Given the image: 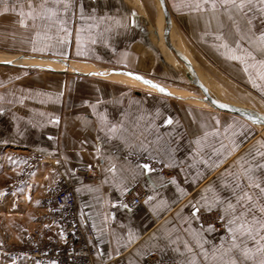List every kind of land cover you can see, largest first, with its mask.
<instances>
[{
	"label": "crops",
	"instance_id": "obj_1",
	"mask_svg": "<svg viewBox=\"0 0 264 264\" xmlns=\"http://www.w3.org/2000/svg\"><path fill=\"white\" fill-rule=\"evenodd\" d=\"M147 2L153 4L150 12L155 9L156 27L158 0H0V54L163 73V65L176 58L148 23ZM167 3L174 27L169 34L162 11L161 27L202 82L198 64L236 81L238 105L264 114V5L259 0L243 9L224 0ZM41 69L0 77V191L4 179L23 174L25 162V183L17 192H25L26 199L10 196L5 205L18 218L25 211L28 230L41 226L48 239H63L52 214L63 176L91 229L98 263L147 264L146 257L155 253L171 264H238V248H255L262 231L255 220L264 213L259 190L247 177L258 182L264 177V125L158 88ZM80 167H96L98 178L85 179ZM131 187L146 192L135 208L125 202ZM245 193L252 199L238 201ZM253 205L255 220L247 212L242 217L241 210ZM214 209L224 216V228L205 223L202 213Z\"/></svg>",
	"mask_w": 264,
	"mask_h": 264
},
{
	"label": "rangeland",
	"instance_id": "obj_2",
	"mask_svg": "<svg viewBox=\"0 0 264 264\" xmlns=\"http://www.w3.org/2000/svg\"><path fill=\"white\" fill-rule=\"evenodd\" d=\"M149 4L150 6H147L146 4V10L149 18L148 23L150 24L151 28L155 30L156 28L154 26L155 9L153 8V10L150 12V10L147 7H151V6L153 7V4L151 3ZM170 51L176 58V63L172 65L166 62V64L163 65L164 66V69L162 71L163 73L158 72L155 75H148L141 71H137L133 68H129L121 65L107 66L97 63H88L81 60L75 61L73 59L66 57L55 56L56 58H59V60H52L48 57H42V58H38L34 56L18 57L11 54H0V61L11 60L14 61V63L16 64H19V65H0V77H1V73H4V76H6V73L20 69L32 71V70H42L41 69L43 68L42 66H50L54 69L65 70L68 73H74L73 71L98 73L104 77L102 79L107 78L106 81L118 83L120 85L130 88H136L141 90L155 89V87H153L152 84L144 83V81L136 79L133 76L129 75L128 72L123 71V70H132L136 73L142 74L150 78L152 81L156 82L158 85H160V87L164 89L165 88L167 89V87L169 86L181 88L180 91L175 94L187 98V102L189 103L203 104L207 106L206 104H208V102L203 101V99L201 98L203 97L201 90L196 85L190 83V81L188 80V78L184 73V68L182 67L181 61L176 57L172 49H170ZM27 60H31V62H27ZM42 60H49L52 62L49 63L39 62ZM198 66L203 71V75L205 77L204 84L207 87L208 85L211 86V88L214 91L218 92L221 95V97H223L224 100L238 104V84L235 83L236 81H230L225 79L216 70L214 71L211 70L210 72L204 69L202 65L198 64ZM2 67H5V69H2ZM111 69H123V70L109 71ZM96 78L100 79V77H96ZM1 81L3 80L0 79V82ZM158 91H160L159 88ZM22 166H23L22 167L23 174L19 178L16 176L13 179H4L3 189L2 191H0V262L2 264H29L31 262L30 259L32 258L37 264H39L37 262V259L32 255L34 242H32L31 235L33 233H38L41 234L42 239L50 240L48 239L47 235H45L44 230L41 228V226L28 230L27 228L28 219L25 218L26 217L25 211L19 212L20 218H18L17 216H14V214L12 215V212L9 211L10 207L5 205V200L7 199V197L10 196L15 197L17 199H22V198L26 199L25 192L23 193L17 192L18 185L20 187L22 183H25V178H26V163L24 162ZM10 184H13L12 185L13 189H10L9 187ZM23 195L25 196L23 197ZM206 212H211L209 215L207 214L208 216L207 215L206 216L211 217L213 219L211 221L216 223V225L213 224V222H205L206 224H209L216 229L224 228L226 226L225 218L219 210L214 209L210 211H204L202 213L203 217L205 216ZM217 220L221 221L220 226L217 224L218 223ZM30 224H31L30 227L34 226L32 223ZM257 234L259 238L255 248H250L247 251L243 249L239 250L238 248V264H260V261L264 260V251L259 250L260 245L264 243V241H261L260 239L261 236H264V229H262V231L257 232ZM168 263L171 264V262Z\"/></svg>",
	"mask_w": 264,
	"mask_h": 264
},
{
	"label": "built area",
	"instance_id": "obj_3",
	"mask_svg": "<svg viewBox=\"0 0 264 264\" xmlns=\"http://www.w3.org/2000/svg\"><path fill=\"white\" fill-rule=\"evenodd\" d=\"M2 148L3 145L0 144V150ZM77 171L85 179L98 178L96 167H80ZM165 172L172 174L173 170L165 169ZM12 185H9L10 189H13ZM145 197V191L131 187L125 193V202L130 208H135L144 201ZM52 201V214L61 227L63 239L61 241L45 240L41 238V234L33 233L31 235L34 242L32 255L37 262L39 264H101L97 262V249L91 243V229L80 210L73 186L63 176L58 178ZM210 213L206 212L203 217L205 222H213L211 217H207ZM220 220H217L219 226ZM213 224L216 225L214 222ZM146 261L147 264H170L160 260L155 253H150Z\"/></svg>",
	"mask_w": 264,
	"mask_h": 264
},
{
	"label": "water",
	"instance_id": "obj_4",
	"mask_svg": "<svg viewBox=\"0 0 264 264\" xmlns=\"http://www.w3.org/2000/svg\"><path fill=\"white\" fill-rule=\"evenodd\" d=\"M160 7H161V11L164 17V21H165V26L166 29L168 31V33L170 34V32L172 31L173 27H174V19L172 16V13L170 11L169 5L167 3V0H158ZM175 40L177 41L178 38L177 36H175ZM174 52V54L176 55V57L181 61L182 63V67L184 68V73L186 75V77L188 78V80L190 81V83H192L193 85H196L202 92V96L201 97L203 99V101L209 102L213 105L214 109L218 110V111H222V112H226V113H230L239 117H242L248 121H250L251 123L255 124V125H264V114L260 113L254 109L248 108V107H244L241 105H235L233 103H229L226 101L221 100L220 98L216 97L214 94L211 93V91L209 90V88L202 82L200 76L198 75L194 65L192 64V62L190 61V59L184 54V52L182 50H180L178 48V45H172L171 48ZM34 57H38V58H42L40 56H34ZM52 60H59V58L56 57H48ZM0 65H19L14 63V61H0ZM44 69H49L52 70L53 68L50 66H42ZM55 71H63V70H56L53 69ZM115 70H123V69H111L109 71H115ZM125 72L128 73H132L134 76H141L144 78V80H150L152 81L150 78L136 73L132 70H123ZM63 72H67V71H63ZM76 74H82V75H88V76H95V77H100V78H104L101 74L98 73H93V72H79V71H73ZM153 84H157L156 82L152 81ZM161 93L165 94V95H170L173 96L175 98H178L180 100H184L187 101V98L180 96V95H176V94H172L169 93L167 91H160Z\"/></svg>",
	"mask_w": 264,
	"mask_h": 264
},
{
	"label": "snow or ice",
	"instance_id": "obj_5",
	"mask_svg": "<svg viewBox=\"0 0 264 264\" xmlns=\"http://www.w3.org/2000/svg\"><path fill=\"white\" fill-rule=\"evenodd\" d=\"M224 2H225V3L233 4L234 6L240 8V9H243V8L245 7V5H246V2H247L248 4H251V3H252V0H240V3H239L238 5L235 4V0H224ZM259 2L261 3V5H264V0H259ZM213 6H215V5H213ZM261 10L264 11V7H262ZM261 39H262V41H264V35H262ZM233 58H236V57H233ZM129 75H133V74H132V73H129ZM136 78H137V79H140V80H143L144 83L152 84L153 87H155V88H159L160 91H162V92L165 91V89L161 88L160 85H158V84H153V82L150 81V80H144V78L141 77V76H137ZM168 122L171 123V121H168ZM261 167H264V165H262ZM144 168H145V169H148V165L145 164V165H144ZM247 179H248L249 184H250V186H251L252 188H254V189H258V190H259V194H260L259 199L261 200L260 213H264V186H262V185H264V177H262V178L259 180V182H258L257 179H256L254 176H252V175H249V176L247 177ZM237 187H240V186L237 185ZM245 197L247 198V200H251V199H252L250 196H247L246 193H245V196H244V197H237V199H238V201H239V200H241V199H244ZM229 207L232 208L233 206H232L231 204H229ZM254 207H255V206L253 205L252 208H249V209H242V210H241V216L243 217L244 212H247L248 215L252 216L253 219L255 220L256 212L254 211ZM255 222L259 224V226H260L261 229H264V216H261V218H260L259 220H255ZM230 223H231V222H230ZM229 230L231 231V228H230ZM260 239H261V241H264V236H261ZM259 250L264 251V243H262V244L260 245V249H259ZM231 264H236V261L233 260V261L231 262ZM260 264H264V260H261V261H260Z\"/></svg>",
	"mask_w": 264,
	"mask_h": 264
},
{
	"label": "bare ground",
	"instance_id": "obj_6",
	"mask_svg": "<svg viewBox=\"0 0 264 264\" xmlns=\"http://www.w3.org/2000/svg\"><path fill=\"white\" fill-rule=\"evenodd\" d=\"M157 20H156V27H157V30H156V33L158 34V33H160L161 34V36L163 37V39H164V41H165V43H166V45H167V47L169 48V49H171L172 48V45H175V43L173 42V40H172V38L170 37V35L165 31V30H163L162 29V27H161V21H160V18H161V7H160V4H159V2H158V5H157ZM159 31V32H158ZM185 54V53H184ZM186 55V54H185ZM187 56V55H186ZM54 69V68H53ZM56 70H60V69H56ZM64 71V70H63ZM131 76H133L134 78H136V76H134V75H131ZM137 79V78H136ZM140 80V79H139ZM141 81H143V80H141ZM204 83V82H203ZM209 103V102H208ZM212 107H213V105L211 104V103H209ZM238 105V104H237Z\"/></svg>",
	"mask_w": 264,
	"mask_h": 264
}]
</instances>
